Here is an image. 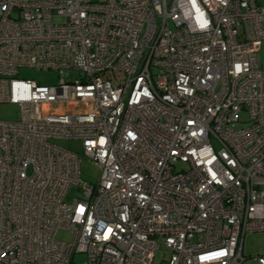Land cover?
<instances>
[{"label": "built area", "instance_id": "built-area-1", "mask_svg": "<svg viewBox=\"0 0 264 264\" xmlns=\"http://www.w3.org/2000/svg\"><path fill=\"white\" fill-rule=\"evenodd\" d=\"M262 41L259 0H0V264H242L264 231Z\"/></svg>", "mask_w": 264, "mask_h": 264}, {"label": "rangeland", "instance_id": "rangeland-1", "mask_svg": "<svg viewBox=\"0 0 264 264\" xmlns=\"http://www.w3.org/2000/svg\"><path fill=\"white\" fill-rule=\"evenodd\" d=\"M264 2V0H259ZM54 21H58L57 18H53ZM259 54L261 61L264 62V41L261 42ZM18 78L32 79L40 85H51L57 82L58 76L53 71L36 70L33 68L22 67L19 69ZM240 120L247 118L246 113L242 112L239 114ZM18 118V107L14 104L1 103L0 104V119L2 120H16ZM51 142L61 148L71 150L80 155V171L81 178L88 182H95L99 176V169L92 163L88 158H86L81 149L80 142L77 140L68 139H52ZM184 167V165H181ZM79 196V192L75 186H71L66 195L65 202H70L73 197ZM57 239L69 240L68 234L59 230L57 232ZM242 253L246 259L242 264H256L252 257L260 253H264V231L251 232L245 234L243 238ZM84 256L78 254L75 257V261H82ZM166 251L163 248L157 249L154 254V259L152 264H165Z\"/></svg>", "mask_w": 264, "mask_h": 264}]
</instances>
